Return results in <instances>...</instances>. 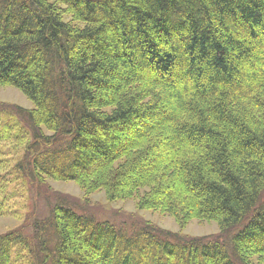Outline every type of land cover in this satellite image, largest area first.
<instances>
[{"label":"trees","instance_id":"16d2710c","mask_svg":"<svg viewBox=\"0 0 264 264\" xmlns=\"http://www.w3.org/2000/svg\"><path fill=\"white\" fill-rule=\"evenodd\" d=\"M0 87L35 106L0 104V216L52 179L220 228L128 232L58 201L0 235V264H264V0H0Z\"/></svg>","mask_w":264,"mask_h":264},{"label":"rangeland","instance_id":"374dc122","mask_svg":"<svg viewBox=\"0 0 264 264\" xmlns=\"http://www.w3.org/2000/svg\"><path fill=\"white\" fill-rule=\"evenodd\" d=\"M0 104L20 106L26 109L35 107L30 99L14 87H0ZM7 147L4 153L0 154V159L7 161L0 165L1 171L14 165L13 158L16 157L18 151L11 145ZM9 160L12 161L8 163ZM16 189V196L6 200L5 206L8 208V214L0 216V235L23 228L25 235L32 236L33 222L37 219L45 220L50 215L52 206L58 201H66L78 214L92 217L96 222L108 221L128 232L149 222L161 230L184 238H203L220 234V228L215 221L191 220L187 225L181 226L174 217L163 214L161 211L139 209L134 199L109 201L104 191L85 194L72 181L47 179L45 184H20ZM27 260L25 258V261Z\"/></svg>","mask_w":264,"mask_h":264}]
</instances>
